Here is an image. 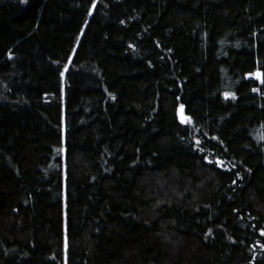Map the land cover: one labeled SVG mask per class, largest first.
Wrapping results in <instances>:
<instances>
[{"label": "trees", "instance_id": "obj_1", "mask_svg": "<svg viewBox=\"0 0 264 264\" xmlns=\"http://www.w3.org/2000/svg\"><path fill=\"white\" fill-rule=\"evenodd\" d=\"M0 264H264V0H0Z\"/></svg>", "mask_w": 264, "mask_h": 264}, {"label": "rangeland", "instance_id": "obj_2", "mask_svg": "<svg viewBox=\"0 0 264 264\" xmlns=\"http://www.w3.org/2000/svg\"><path fill=\"white\" fill-rule=\"evenodd\" d=\"M255 77L259 78V74H258V73H256V74H255Z\"/></svg>", "mask_w": 264, "mask_h": 264}]
</instances>
